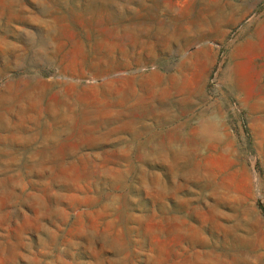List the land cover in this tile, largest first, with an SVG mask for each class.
Listing matches in <instances>:
<instances>
[{
	"label": "rangeland",
	"instance_id": "1",
	"mask_svg": "<svg viewBox=\"0 0 264 264\" xmlns=\"http://www.w3.org/2000/svg\"><path fill=\"white\" fill-rule=\"evenodd\" d=\"M0 138V264H264V0H0Z\"/></svg>",
	"mask_w": 264,
	"mask_h": 264
},
{
	"label": "bare ground",
	"instance_id": "2",
	"mask_svg": "<svg viewBox=\"0 0 264 264\" xmlns=\"http://www.w3.org/2000/svg\"><path fill=\"white\" fill-rule=\"evenodd\" d=\"M6 101V100H5ZM8 103V102H7ZM55 112H57L56 110H54ZM54 113V112H53ZM60 113V112H59ZM56 115V114H55ZM58 115V114H57ZM62 117H64V116H62ZM61 118V117H60ZM53 119V118H52ZM58 119V118H57ZM56 119V120H57ZM48 121V120H47ZM166 121V120H165ZM35 123H36V121H34ZM38 123V122H37ZM40 123V122H39ZM47 123V122H46ZM34 124V123H33ZM52 124V123H51ZM55 124H56V122H55ZM59 124V123H58ZM40 126V125H39ZM5 127V126H4ZM38 127V126H37ZM30 128V127H29ZM32 128V127H31ZM36 129V128H35ZM22 130V129H21ZM27 130V129H26ZM28 130H30V129H28ZM32 130V129H31ZM12 132V131H11ZM21 131H19V133H20ZM24 132V131H23ZM36 132V131H35ZM19 133H18V135H19ZM17 134V133H16ZM22 135H26V134H22ZM9 137V135L7 136V138ZM34 137V136H33ZM3 138V137H2ZM4 138H5V136H4ZM13 138H14V136H13ZM12 138V139H13ZM21 138V137H20ZM1 139V138H0ZM24 139H26V138H24ZM31 139V138H30ZM34 139H36V138H34ZM5 140V139H4ZM13 141H15V140H13ZM31 141V140H30ZM21 142H23V141H21ZM27 142V141H26ZM29 142V141H28ZM22 144V143H21ZM24 144H26V143H24ZM45 144V143H44ZM18 145H20L19 143H18ZM24 147V146H23ZM37 149V148H36ZM35 153V152H34ZM37 153V152H36Z\"/></svg>",
	"mask_w": 264,
	"mask_h": 264
}]
</instances>
